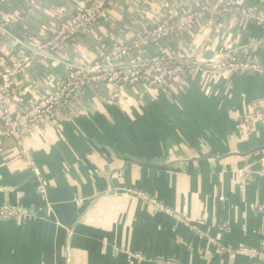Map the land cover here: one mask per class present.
Listing matches in <instances>:
<instances>
[{
	"label": "crops",
	"instance_id": "1",
	"mask_svg": "<svg viewBox=\"0 0 264 264\" xmlns=\"http://www.w3.org/2000/svg\"><path fill=\"white\" fill-rule=\"evenodd\" d=\"M225 1L114 0L89 31L16 78L15 100L37 102L66 68L89 65L170 11ZM232 1L264 10V0ZM82 2L0 0V52L32 54ZM207 50L250 58L263 72L128 86L117 100L105 84L86 86L56 109L55 125L39 122L24 134L34 168L0 124V206L28 214L0 219V264H264V152L241 156L264 145V122L240 134L247 112L264 113V25L226 13L214 23L200 19L118 64L194 59ZM241 249L256 253L236 254Z\"/></svg>",
	"mask_w": 264,
	"mask_h": 264
},
{
	"label": "built area",
	"instance_id": "2",
	"mask_svg": "<svg viewBox=\"0 0 264 264\" xmlns=\"http://www.w3.org/2000/svg\"><path fill=\"white\" fill-rule=\"evenodd\" d=\"M113 1L83 0L72 15L60 19L50 34H45L41 38L32 54L12 58L0 52V124L5 130L6 136L13 141L16 150L23 156L25 163L31 168L34 167L29 152L23 144L24 134L32 132L33 127L39 122L55 125L57 123L56 109L69 105L79 91L86 86L105 84L110 88V99L117 100L122 89L128 86L140 84L147 88H156L165 81H178L194 74L214 76L224 73H247L260 75L263 72V68L258 62L246 57L232 58L228 54L219 55L217 61L211 64L199 62V57L146 65L118 64L119 60L127 56L130 51L139 52L146 44L158 46L161 41L177 36L186 28L196 27L197 21L200 19L214 23L226 13L231 17L264 25V10L243 7L232 0H226L220 5H197L194 9L179 14L176 12L177 10L170 11L154 24L141 27L133 36L127 37L125 44L112 47L89 65L66 68L64 77L56 83L54 90L37 102L31 105L16 102L14 96L16 78L35 66L40 58H44L63 46L78 32L89 31L92 24L103 16V11ZM11 43L13 47L20 45L18 40ZM262 122H264V113L255 107L252 108L243 116L240 134L247 137L254 130V126ZM244 174L249 176L250 171L246 170ZM259 174L264 176V167L259 171ZM41 191H43L42 188ZM148 202L161 210L164 209L155 199H148ZM175 217L181 220L180 217L176 215ZM27 218L28 214L22 210L6 205L0 206V219L2 220H25ZM240 251L256 253L254 250L247 249ZM166 264L176 263L167 262Z\"/></svg>",
	"mask_w": 264,
	"mask_h": 264
},
{
	"label": "water",
	"instance_id": "3",
	"mask_svg": "<svg viewBox=\"0 0 264 264\" xmlns=\"http://www.w3.org/2000/svg\"><path fill=\"white\" fill-rule=\"evenodd\" d=\"M218 57H215L213 51L207 50L201 57H199V62H201L203 64H211V63H214L215 61H217ZM257 152H264V145L263 146L256 147V148H253L252 150H250L246 154H242V155L241 154H234V155L247 156V155H251V154L257 153ZM115 172L116 171L110 172V175H111L110 178H109L110 182H111V177H112V175ZM110 189H111V191L109 192V195L113 193V188L111 187ZM134 195L136 197L140 198L141 200H143V201H145V202L148 203V197H146V196H140L139 194H136V193H134ZM153 207L157 208L158 210H161L160 208H158L156 206H153ZM236 254H246L248 256L253 255V254H250V253H244L242 251H238V252H236Z\"/></svg>",
	"mask_w": 264,
	"mask_h": 264
},
{
	"label": "rangeland",
	"instance_id": "4",
	"mask_svg": "<svg viewBox=\"0 0 264 264\" xmlns=\"http://www.w3.org/2000/svg\"><path fill=\"white\" fill-rule=\"evenodd\" d=\"M11 45H12V43H11Z\"/></svg>",
	"mask_w": 264,
	"mask_h": 264
}]
</instances>
